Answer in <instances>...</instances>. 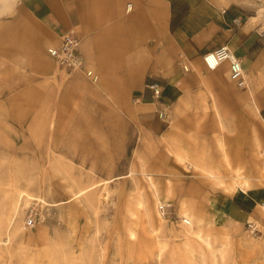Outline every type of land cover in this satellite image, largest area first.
Here are the masks:
<instances>
[{
  "label": "rangeland",
  "instance_id": "374dc122",
  "mask_svg": "<svg viewBox=\"0 0 264 264\" xmlns=\"http://www.w3.org/2000/svg\"><path fill=\"white\" fill-rule=\"evenodd\" d=\"M213 1L264 29V0ZM19 2L0 0V18ZM262 48L254 88L198 75L172 106L133 115H94L101 101L72 82L93 71L16 77L0 92V264H264ZM173 61L171 77L192 68Z\"/></svg>",
  "mask_w": 264,
  "mask_h": 264
},
{
  "label": "crops",
  "instance_id": "0c3cea01",
  "mask_svg": "<svg viewBox=\"0 0 264 264\" xmlns=\"http://www.w3.org/2000/svg\"><path fill=\"white\" fill-rule=\"evenodd\" d=\"M255 17L236 6L224 9L213 0H20L0 18V92L17 82L16 77L28 84L51 85L59 67L48 48L67 31L77 37L85 68L95 74L92 81L72 75V82H84L92 94L89 100L101 101L94 115L124 116L150 105L170 107L190 91L187 85L198 75L203 81L219 80L228 70L229 78L227 61L214 69L202 61L203 53L224 44L241 58L245 86L251 89L257 83L264 37ZM178 53L192 68L174 78L173 58ZM150 83L159 85L158 95ZM27 90L40 91L32 85ZM81 112L72 114H92ZM261 193L259 189L254 196L259 204L264 201Z\"/></svg>",
  "mask_w": 264,
  "mask_h": 264
},
{
  "label": "built area",
  "instance_id": "2783aa9c",
  "mask_svg": "<svg viewBox=\"0 0 264 264\" xmlns=\"http://www.w3.org/2000/svg\"><path fill=\"white\" fill-rule=\"evenodd\" d=\"M48 52L62 69L67 71L78 70L90 78L93 77L92 70L85 68L83 55L78 48V39L71 31L65 32L60 42L57 45L50 46ZM202 60L204 65L210 69L215 68L221 61L226 60L229 66V78L237 85L245 86L242 61L227 45L224 44L203 53ZM149 87L152 89L153 94H159L160 87L157 83H150ZM158 211L163 216L166 214V207L163 203L158 204ZM181 221L183 223H189V219L185 216L181 218ZM34 223L35 218L29 215L26 224L33 225Z\"/></svg>",
  "mask_w": 264,
  "mask_h": 264
},
{
  "label": "bare ground",
  "instance_id": "6f19581e",
  "mask_svg": "<svg viewBox=\"0 0 264 264\" xmlns=\"http://www.w3.org/2000/svg\"><path fill=\"white\" fill-rule=\"evenodd\" d=\"M128 6H130V4L128 5ZM223 61H226V60H223ZM223 61H221V62H223ZM220 62V63H221ZM219 63V64H220ZM217 67V66H216ZM215 67V68H216ZM208 69H210V68H208ZM211 69H214V68H211ZM244 75H245V73H244ZM230 79V78H229ZM231 80V79H230ZM245 80V79H244ZM235 85H237L233 80H231ZM246 82V81H245ZM237 86H239V85H237ZM240 87V86H239ZM261 176H263V175H261ZM262 178H264V176L263 177H260V179H262ZM264 180V179H263ZM263 191V190H262ZM261 206H262V211L264 212V204H261ZM189 219V218H188ZM189 223H190V219H189ZM8 259V258H7Z\"/></svg>",
  "mask_w": 264,
  "mask_h": 264
}]
</instances>
